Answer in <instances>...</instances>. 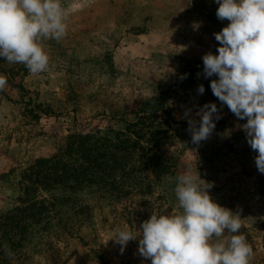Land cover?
<instances>
[{
	"label": "rangeland",
	"instance_id": "rangeland-1",
	"mask_svg": "<svg viewBox=\"0 0 264 264\" xmlns=\"http://www.w3.org/2000/svg\"><path fill=\"white\" fill-rule=\"evenodd\" d=\"M62 3L67 34L43 42L48 70L32 75L23 64L0 58V74L8 77L0 91V264H150L138 240L122 252L105 241L125 225L137 232L165 204L169 213L177 211L174 177L189 165L212 182V199L240 213V231L254 253L250 264H264V174L238 127L245 121L221 107L210 88L214 78L203 75L202 56L217 51L213 33L228 23L217 19L215 0ZM159 95L178 128L152 146L151 157L169 159V172L154 175L152 161L137 157L139 171L118 188L68 187L51 182V163H37L54 155L67 159L62 152L71 134L125 131L141 104ZM208 102L216 103L221 118L208 140L193 145L184 111L195 116ZM139 143L141 150L148 147Z\"/></svg>",
	"mask_w": 264,
	"mask_h": 264
},
{
	"label": "clouds",
	"instance_id": "clouds-1",
	"mask_svg": "<svg viewBox=\"0 0 264 264\" xmlns=\"http://www.w3.org/2000/svg\"><path fill=\"white\" fill-rule=\"evenodd\" d=\"M216 17L228 23L213 33L215 54L202 56L203 75L210 79L213 95L238 120L248 145L256 153L257 170L264 174V0H215ZM62 0H0V58L23 64L32 75L50 67L43 42L60 41L67 34ZM185 77H182V79ZM8 77L0 74V91ZM203 94V84L198 85ZM184 111L191 143L208 140L221 118L216 103L198 107L195 116ZM177 211L165 204L141 222L137 232L125 225L111 239L121 252L129 241L138 240L141 257L150 264H250L253 248L241 233L240 213L218 204L210 196L212 182L204 180L195 166L174 177ZM5 256L14 253L4 245Z\"/></svg>",
	"mask_w": 264,
	"mask_h": 264
},
{
	"label": "trees",
	"instance_id": "trees-1",
	"mask_svg": "<svg viewBox=\"0 0 264 264\" xmlns=\"http://www.w3.org/2000/svg\"><path fill=\"white\" fill-rule=\"evenodd\" d=\"M164 101V96L159 95L142 103V107L135 113L136 120L129 123L125 131H117L112 137L71 134L62 152L68 156L67 159L61 161L54 155L50 159H39L37 163H51L49 169L53 170V174L50 173V180L53 184L65 181L64 186L73 187L103 183L110 185V188H118L117 182L121 183L124 178L139 171L142 162H134L137 157L145 159L146 163L151 162L152 146L160 142L169 131L177 130V119L172 109L163 104ZM159 110L160 113L156 114ZM140 140L148 147L141 150ZM129 162L132 165L129 166ZM172 166L169 159L157 156L150 169L154 175H160L169 172ZM57 170L61 172L57 174Z\"/></svg>",
	"mask_w": 264,
	"mask_h": 264
}]
</instances>
